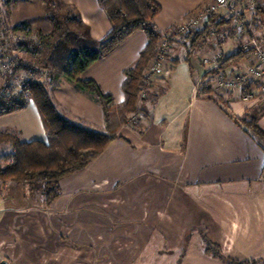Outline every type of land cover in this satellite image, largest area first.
I'll return each mask as SVG.
<instances>
[{"label": "crops", "instance_id": "obj_1", "mask_svg": "<svg viewBox=\"0 0 264 264\" xmlns=\"http://www.w3.org/2000/svg\"><path fill=\"white\" fill-rule=\"evenodd\" d=\"M60 1L73 9L79 22V28L71 30L73 39L96 49L111 28L98 0ZM156 1L161 6L153 18L158 34L207 2ZM245 14L250 34L264 42V6ZM247 37L234 40L227 35L219 42L223 56L234 53ZM147 41L145 28L135 30L80 77L94 79L115 102L122 101L123 72L135 64ZM213 44L209 40L191 52L185 38L172 42L173 67L138 101L134 123L125 125L83 168L60 177L52 198L32 183L0 180V260L264 264V148L240 121L253 117L264 131V101L213 92L197 95L193 86L197 58ZM48 91L67 119L103 125L101 106L63 72ZM0 128L17 130L24 140H47L39 112L32 106L0 115ZM23 207L29 217L40 213L41 260L34 259L38 250L26 237L11 231L16 230L14 222ZM206 241L217 244L223 258L207 252Z\"/></svg>", "mask_w": 264, "mask_h": 264}, {"label": "trees", "instance_id": "obj_2", "mask_svg": "<svg viewBox=\"0 0 264 264\" xmlns=\"http://www.w3.org/2000/svg\"><path fill=\"white\" fill-rule=\"evenodd\" d=\"M98 3L109 17L111 28L98 42L96 49L72 50L68 58V66L63 73L67 80L87 92L101 106L104 116L103 125L80 124L64 117L53 103L45 84L34 76L15 79L12 88L4 82L5 80L3 84L0 82V115L22 109L32 100L37 106L47 136L46 141L24 140L17 130L0 128V146L7 145L8 147L5 150H0V180L24 183L41 181L48 185L53 184L47 191V198H52L57 192L54 188L57 180L83 168L90 160L99 155L107 143L119 135L117 130L126 117L139 110L138 101L141 100L139 91L143 73L149 60L154 57L157 51L160 34L153 27V18L161 6L156 0H98ZM4 14L6 13L4 12ZM228 23L229 20L212 15L204 28L190 31L183 39L187 40L190 49H201L207 42L211 29L225 28ZM0 25L2 27H0V45L6 43L1 39L3 35L16 38L13 45L8 44L7 46L9 53L18 48L38 50L31 39H18L17 36H14L16 32L22 33L24 37L30 36V32L33 30L26 22L11 23L7 21L6 24ZM139 28L147 30L148 41L135 64L124 70V79L121 83L124 99L115 102L110 92H105L94 79L81 78L80 73ZM250 29L244 34L250 36ZM4 51H6L5 47L4 49L0 47L1 55ZM246 54V51L237 48L234 53L223 57L219 68L224 69L223 67L229 63L236 64ZM16 70H24L28 74L38 73L36 69L29 66L11 65V71L15 72ZM240 121L247 126L246 130L264 148V131L257 126L255 118L246 116ZM205 250L213 256L223 258L217 244L206 241ZM257 261L237 262L232 260L231 262L256 264Z\"/></svg>", "mask_w": 264, "mask_h": 264}, {"label": "built area", "instance_id": "obj_3", "mask_svg": "<svg viewBox=\"0 0 264 264\" xmlns=\"http://www.w3.org/2000/svg\"><path fill=\"white\" fill-rule=\"evenodd\" d=\"M262 6L264 0H207L175 22L158 38L156 54L149 60L143 73L139 98H145L154 81L165 76L173 67L169 53L171 43L181 41L190 31L204 28L214 15L229 20V23L225 28L211 29L208 40L214 44L209 51H202L198 55V68L193 75L195 92L199 96L213 92L231 94L243 100L264 101V42L253 35L248 36L238 46L247 52L246 56L228 70L219 68L224 57L220 40L227 35L239 40L251 28L245 13H253Z\"/></svg>", "mask_w": 264, "mask_h": 264}, {"label": "rangeland", "instance_id": "obj_4", "mask_svg": "<svg viewBox=\"0 0 264 264\" xmlns=\"http://www.w3.org/2000/svg\"><path fill=\"white\" fill-rule=\"evenodd\" d=\"M4 12L6 14H4ZM73 16V9L63 4L60 0H0V24H6L7 21L11 23L20 21L26 22L33 30V32H30V36L24 37V35L19 32L14 33V36H17L18 39H31L35 44L34 46L38 47L37 51L18 48L9 53L7 46L8 44L13 45L16 38L13 36L8 37L7 35L1 36V39L5 40L6 43H3L0 47L1 49L5 47L6 51L2 52V55L0 54V82L3 84L5 80L4 82L8 83L12 88L15 79L19 80V78L23 76L26 78L34 76L41 80L47 89L50 88L55 82V77L59 78V74L67 68L71 51L87 46L86 43L76 42V40L73 39L74 33H72L71 30L79 28V22L76 18H73ZM207 42H209V40H207ZM190 51L192 52V49H190ZM11 65L29 66L36 69L38 73L28 74V72L24 70L12 72ZM29 106L37 109V106L32 100H30L24 108ZM137 112L130 113L128 117H126L125 121L117 130L118 134H121L125 125L130 124L132 121L134 123ZM44 141H46V139ZM0 148H2L0 150H5V148L8 147L4 145L0 146ZM32 184L33 187L37 189L47 191L53 186V184H49V187L48 184L45 185V183L41 181H32ZM18 198H21V196ZM19 210H21V212H19L20 215H17L16 222H14L16 223V230L14 231L12 229L11 231L15 235L20 234L19 236L22 235L24 238L26 237L28 239L27 241L31 242L32 246L38 250V252L36 251L34 253V259L41 260L44 257L40 251V244L43 237L40 213L39 216H32L31 214L29 217L27 216L26 208L23 207ZM35 214L38 213L35 212Z\"/></svg>", "mask_w": 264, "mask_h": 264}, {"label": "water", "instance_id": "obj_5", "mask_svg": "<svg viewBox=\"0 0 264 264\" xmlns=\"http://www.w3.org/2000/svg\"><path fill=\"white\" fill-rule=\"evenodd\" d=\"M0 264H7L5 260H0Z\"/></svg>", "mask_w": 264, "mask_h": 264}]
</instances>
